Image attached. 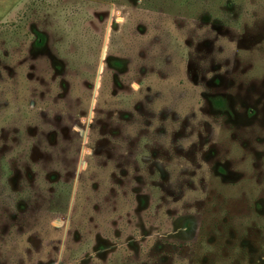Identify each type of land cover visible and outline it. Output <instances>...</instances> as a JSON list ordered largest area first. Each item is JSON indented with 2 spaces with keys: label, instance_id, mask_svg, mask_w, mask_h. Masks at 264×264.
Wrapping results in <instances>:
<instances>
[{
  "label": "rangeland",
  "instance_id": "rangeland-1",
  "mask_svg": "<svg viewBox=\"0 0 264 264\" xmlns=\"http://www.w3.org/2000/svg\"><path fill=\"white\" fill-rule=\"evenodd\" d=\"M0 264H264V0H0Z\"/></svg>",
  "mask_w": 264,
  "mask_h": 264
}]
</instances>
